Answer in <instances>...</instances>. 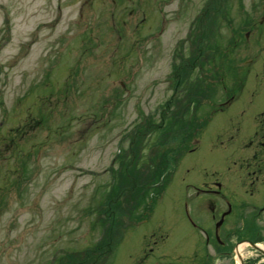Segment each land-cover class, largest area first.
Masks as SVG:
<instances>
[{
	"label": "rangeland",
	"instance_id": "obj_1",
	"mask_svg": "<svg viewBox=\"0 0 264 264\" xmlns=\"http://www.w3.org/2000/svg\"><path fill=\"white\" fill-rule=\"evenodd\" d=\"M263 123L264 0H0V264H204L223 213L264 246Z\"/></svg>",
	"mask_w": 264,
	"mask_h": 264
},
{
	"label": "flooded vegetation",
	"instance_id": "obj_2",
	"mask_svg": "<svg viewBox=\"0 0 264 264\" xmlns=\"http://www.w3.org/2000/svg\"><path fill=\"white\" fill-rule=\"evenodd\" d=\"M263 126H264V123H263ZM256 141L259 143H262L261 145L264 146L263 142H264V128L262 130V134L260 135V137H256ZM264 150V149H262ZM261 153V152H260ZM255 159H258V157L256 156ZM255 162V160L253 161ZM251 163L250 162H247V165H250ZM212 192L214 193H217L218 190H211ZM225 224V222L223 221L222 225ZM256 224V222H255ZM243 225V231H238V229L240 228H231L229 225L227 227L229 228H226L225 231H224V234H223V239L219 238L218 237V234H219V227L214 229V237H212L211 241H212V244L214 246L216 245H219L220 247V250H219V253L215 252L213 257H217L218 255L222 256L224 259V263L223 264H238V261L239 260H242L241 256H240V253L238 252H235L236 248H235V244H233L234 241H232V239L236 238L239 239L240 242H238V244L240 243H243L244 241H254V239H259L260 235H263L261 233V230L258 228V227H254L252 226L253 223L251 222H245L242 224ZM248 232L249 231V234H248V237L247 235H245L243 232ZM235 234V235H233ZM233 235V236H232ZM246 236V238L242 239L241 237H244ZM234 237V238H233ZM247 239V240H246ZM242 241V242H241ZM236 244V245H238ZM233 246V248H232ZM215 251L217 249H214ZM255 257H253L251 260L249 261H246L243 259V264H264V253H256L254 254ZM208 257H211L208 253ZM249 259V258H247ZM226 260H228V262H226ZM215 260H210L207 264H215L214 263ZM233 262V263H232ZM205 263V264H206Z\"/></svg>",
	"mask_w": 264,
	"mask_h": 264
}]
</instances>
